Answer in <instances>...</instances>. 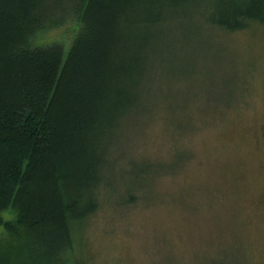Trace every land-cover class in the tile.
Returning a JSON list of instances; mask_svg holds the SVG:
<instances>
[{
    "label": "rangeland",
    "instance_id": "rangeland-1",
    "mask_svg": "<svg viewBox=\"0 0 264 264\" xmlns=\"http://www.w3.org/2000/svg\"><path fill=\"white\" fill-rule=\"evenodd\" d=\"M196 16L162 31L69 264H264V25Z\"/></svg>",
    "mask_w": 264,
    "mask_h": 264
},
{
    "label": "trees",
    "instance_id": "trees-1",
    "mask_svg": "<svg viewBox=\"0 0 264 264\" xmlns=\"http://www.w3.org/2000/svg\"><path fill=\"white\" fill-rule=\"evenodd\" d=\"M190 15L244 31L264 0H0V264H69L162 31Z\"/></svg>",
    "mask_w": 264,
    "mask_h": 264
}]
</instances>
